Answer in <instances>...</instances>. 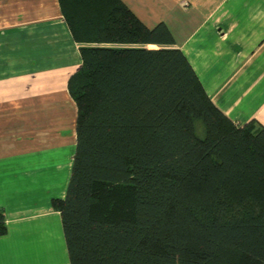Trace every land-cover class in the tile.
Returning <instances> with one entry per match:
<instances>
[{
    "label": "trees",
    "instance_id": "16d2710c",
    "mask_svg": "<svg viewBox=\"0 0 264 264\" xmlns=\"http://www.w3.org/2000/svg\"><path fill=\"white\" fill-rule=\"evenodd\" d=\"M59 2L82 55L72 176L53 199L70 264H264V126L214 104L165 23L123 0Z\"/></svg>",
    "mask_w": 264,
    "mask_h": 264
},
{
    "label": "crops",
    "instance_id": "0c3cea01",
    "mask_svg": "<svg viewBox=\"0 0 264 264\" xmlns=\"http://www.w3.org/2000/svg\"><path fill=\"white\" fill-rule=\"evenodd\" d=\"M123 1L148 27H169L224 114L264 126V0ZM81 65L59 0H0V264H70L53 199L72 176L78 108L68 84Z\"/></svg>",
    "mask_w": 264,
    "mask_h": 264
},
{
    "label": "bare ground",
    "instance_id": "6f19581e",
    "mask_svg": "<svg viewBox=\"0 0 264 264\" xmlns=\"http://www.w3.org/2000/svg\"><path fill=\"white\" fill-rule=\"evenodd\" d=\"M151 47H155V46L153 45V46H151Z\"/></svg>",
    "mask_w": 264,
    "mask_h": 264
},
{
    "label": "rangeland",
    "instance_id": "374dc122",
    "mask_svg": "<svg viewBox=\"0 0 264 264\" xmlns=\"http://www.w3.org/2000/svg\"><path fill=\"white\" fill-rule=\"evenodd\" d=\"M68 89H69V87H68ZM69 91V90H68Z\"/></svg>",
    "mask_w": 264,
    "mask_h": 264
}]
</instances>
